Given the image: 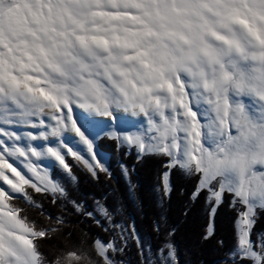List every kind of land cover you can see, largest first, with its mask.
<instances>
[{
  "label": "snow or ice",
  "instance_id": "1",
  "mask_svg": "<svg viewBox=\"0 0 264 264\" xmlns=\"http://www.w3.org/2000/svg\"><path fill=\"white\" fill-rule=\"evenodd\" d=\"M210 41L236 54L264 49V0H0V264H105L98 244L41 251L57 229L33 223L21 205L49 215L29 189L63 196L46 161L71 173L72 155L92 170L61 140L67 133L91 151L78 112L113 124L144 118L145 98L159 103L153 92L166 89L172 109L195 120L181 71L200 57L219 62Z\"/></svg>",
  "mask_w": 264,
  "mask_h": 264
},
{
  "label": "trees",
  "instance_id": "2",
  "mask_svg": "<svg viewBox=\"0 0 264 264\" xmlns=\"http://www.w3.org/2000/svg\"><path fill=\"white\" fill-rule=\"evenodd\" d=\"M95 147L107 156L104 167L89 170L71 155L65 159L71 173L50 168V178L63 191L56 202L51 193L29 189L49 215L21 205L22 215L57 229L44 239L41 251L69 243L94 250L95 244L112 242L116 251L109 253L116 264H264L263 205L253 209L249 230V243L259 256L255 262L237 253L236 224L248 209L230 191L201 187L200 177L186 174L169 156L138 157L136 145H120L113 135L102 134ZM123 230L129 233L127 242Z\"/></svg>",
  "mask_w": 264,
  "mask_h": 264
},
{
  "label": "clouds",
  "instance_id": "3",
  "mask_svg": "<svg viewBox=\"0 0 264 264\" xmlns=\"http://www.w3.org/2000/svg\"><path fill=\"white\" fill-rule=\"evenodd\" d=\"M210 43L219 62L200 57L181 71L185 103L196 119L173 110L166 89L154 91L159 103L145 98L147 133L159 155H179L186 174L230 191L242 203L264 205V49L246 44L236 54ZM130 143L139 146L141 137L133 134ZM83 264L92 262L85 258Z\"/></svg>",
  "mask_w": 264,
  "mask_h": 264
},
{
  "label": "rangeland",
  "instance_id": "4",
  "mask_svg": "<svg viewBox=\"0 0 264 264\" xmlns=\"http://www.w3.org/2000/svg\"><path fill=\"white\" fill-rule=\"evenodd\" d=\"M79 120V128L85 137V139L88 141V144L91 145V151H89L88 146L86 144L81 143L75 136L69 135L65 133L61 140L67 141L72 148L74 149L75 154L79 155L81 159H85L89 162L91 166H96L97 164L101 165L102 167L105 166L106 158L107 156L98 152L95 147V141L98 139L102 134H109L110 136H115L118 138L120 145H126L127 147H131L132 144L129 142V138L132 137L133 134L139 135L141 137V144L137 146L138 151L140 154L144 153H155L157 152V146L152 142V138L150 134L147 133V124L144 125H136V126H130V125H119L117 128L112 127H93L91 124L84 118V114H81V116H77ZM7 123V118L4 116H0V124ZM17 129V133L23 138L25 129L23 127H14ZM13 129V128H12ZM15 132L14 130H12ZM21 129V130H20ZM22 131V132H20ZM53 143H57V141L53 140ZM21 145H25L24 139H21ZM135 145V144H134ZM141 145L143 147H141ZM67 152V149H65V153ZM70 155H66V157H69ZM173 162L182 167L181 159L179 155L176 157H172ZM42 168H46L49 171L50 175V168L56 167L60 170H63V167H60L57 165L54 161L52 162H45L41 164ZM66 172V171H65ZM11 177V173L8 174ZM14 179V178H13ZM53 180V179H52ZM54 183L58 185L56 180H53ZM2 183V182H0ZM208 184H203L201 181V187H205ZM59 187V185H58ZM60 188V187H59ZM217 192H213V196L216 197ZM247 207V212L241 214L238 217L237 221V234H238V243L239 247L237 250V253L245 256H250L255 259V262H258V253L255 252L249 243V230L251 226V216L253 209L257 205L256 203H250V202H244L243 203ZM264 206V205H263ZM100 213L103 215V211L100 209ZM245 220L247 221L245 223ZM121 238L124 239V242H127V240H130L129 233L126 230H123V234L121 235ZM244 240V243H241V240ZM99 247L105 250L106 260L110 262L111 264H116L110 256L109 252H115L116 246L110 242V243H98ZM170 256H172V253H170ZM173 257V256H172Z\"/></svg>",
  "mask_w": 264,
  "mask_h": 264
},
{
  "label": "bare ground",
  "instance_id": "5",
  "mask_svg": "<svg viewBox=\"0 0 264 264\" xmlns=\"http://www.w3.org/2000/svg\"><path fill=\"white\" fill-rule=\"evenodd\" d=\"M81 114H84V113L83 112H78L77 116H81ZM84 118L91 124V126L96 127V128L97 127H99V128L100 127L117 128L119 125H123V124L130 125V126L147 124L145 118H143V117L133 119L131 117L123 116V115L119 116L117 121L114 124L111 123V122H107V121L97 120V119L91 118V117H89V116H87L85 114H84ZM12 130H14L17 133V129L13 128ZM20 132H22V131H20ZM77 140H79V139L77 138ZM55 163L58 165V162H55ZM60 167H62V166H60ZM4 187H7V186H4Z\"/></svg>",
  "mask_w": 264,
  "mask_h": 264
}]
</instances>
